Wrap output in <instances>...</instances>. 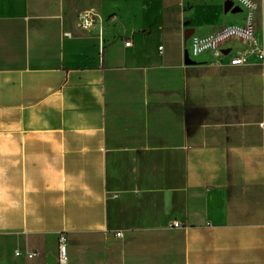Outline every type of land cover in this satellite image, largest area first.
<instances>
[{"label": "crops", "instance_id": "obj_1", "mask_svg": "<svg viewBox=\"0 0 264 264\" xmlns=\"http://www.w3.org/2000/svg\"><path fill=\"white\" fill-rule=\"evenodd\" d=\"M227 2L0 0V264H264V62L191 52Z\"/></svg>", "mask_w": 264, "mask_h": 264}, {"label": "built area", "instance_id": "obj_2", "mask_svg": "<svg viewBox=\"0 0 264 264\" xmlns=\"http://www.w3.org/2000/svg\"><path fill=\"white\" fill-rule=\"evenodd\" d=\"M233 5H238L247 10V18L243 25L225 26L217 31L212 32L204 38H193L191 43V52L194 56H199L205 53H214L218 58H223L225 51L224 45L233 40H242L247 44L245 49L238 57L232 58L230 64L233 66H242L249 62V56L256 54V56L264 62V46L259 39L256 38L254 14L256 4L252 0H230ZM98 19L97 13L91 10L83 11L79 14V24L82 29L89 30L93 28ZM70 35V34H67ZM126 46H130L127 43ZM179 227V224H175ZM121 235V234H120ZM68 237L61 235L58 240V254L59 264H68ZM22 255L20 250L16 251V256ZM29 259H33L36 255L29 253Z\"/></svg>", "mask_w": 264, "mask_h": 264}, {"label": "rangeland", "instance_id": "obj_3", "mask_svg": "<svg viewBox=\"0 0 264 264\" xmlns=\"http://www.w3.org/2000/svg\"><path fill=\"white\" fill-rule=\"evenodd\" d=\"M100 1L101 0H68L70 4H78L79 6H81V8H83V10L94 11H97L95 8L100 5ZM252 2L256 4L255 12L259 11L260 3L257 0H252ZM224 46H226V44Z\"/></svg>", "mask_w": 264, "mask_h": 264}, {"label": "water", "instance_id": "obj_4", "mask_svg": "<svg viewBox=\"0 0 264 264\" xmlns=\"http://www.w3.org/2000/svg\"><path fill=\"white\" fill-rule=\"evenodd\" d=\"M230 11L237 13V12L240 11V8H238V7L237 8H234L233 3L227 2L225 4V12H230Z\"/></svg>", "mask_w": 264, "mask_h": 264}]
</instances>
